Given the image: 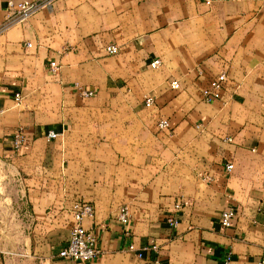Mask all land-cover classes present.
Masks as SVG:
<instances>
[{
  "label": "crops",
  "instance_id": "1",
  "mask_svg": "<svg viewBox=\"0 0 264 264\" xmlns=\"http://www.w3.org/2000/svg\"><path fill=\"white\" fill-rule=\"evenodd\" d=\"M223 69L222 97L204 100ZM20 124L28 142L15 151ZM76 200L95 205L83 221L102 249L91 262L59 254ZM228 253L230 264L264 256V0H57L0 30V264H225Z\"/></svg>",
  "mask_w": 264,
  "mask_h": 264
},
{
  "label": "built area",
  "instance_id": "2",
  "mask_svg": "<svg viewBox=\"0 0 264 264\" xmlns=\"http://www.w3.org/2000/svg\"><path fill=\"white\" fill-rule=\"evenodd\" d=\"M57 0H19L15 2L14 0L8 1V7L10 16L7 22H5L0 30H5L7 27L14 23H22L27 21L32 15L37 13L39 10L46 7H53ZM210 2V0H207ZM28 46L32 45L31 42L27 43ZM120 46L117 43H111L106 46V51L108 53H118L120 51ZM161 58H155L151 62V66L157 67L161 64ZM49 69L53 73H58L60 69V63L57 60L52 59L49 61ZM228 70L223 69L217 75L211 77L208 84L201 89V95L204 100L211 102L222 97L223 91L228 82ZM171 86L173 88H180L181 82L178 79H173L171 81ZM75 91L83 96L90 97L97 93V89L90 87L81 83L76 82ZM15 99L20 101L22 99V93L16 92ZM154 97L149 95L145 99V104L151 106L154 103ZM157 126L160 131L171 130L172 124L168 117H161L157 121ZM58 133L54 130L48 132V138H54ZM13 149L15 151L21 150V148L28 142V136L26 128L24 125L20 124L17 126L13 134ZM229 139H231L229 137ZM234 167V163L229 162L226 164L225 168L230 171ZM207 178H211L210 176ZM189 201L187 199L178 200L175 203V209L178 211L187 205ZM73 214L75 218V223L72 225L70 230V236L67 243L61 248L59 254L62 257L74 259L81 262H91L99 257L102 253V249L98 245V233L94 228L87 227L84 225L83 221L86 217H93L95 215V205L89 200H76L73 204ZM236 216V210L232 207L226 208L221 213V223L229 227L232 225L233 220ZM119 221L124 226V233L127 237L131 236V222H132V211L129 204L124 203L120 205L117 213ZM168 223L171 226H176L179 223V216L176 213L170 215L167 218ZM156 248V245L153 246ZM127 249L134 251L138 257H143V251L137 249L134 242H130L127 245ZM231 253H228L225 264H230ZM258 264H264V256L261 257Z\"/></svg>",
  "mask_w": 264,
  "mask_h": 264
},
{
  "label": "rangeland",
  "instance_id": "3",
  "mask_svg": "<svg viewBox=\"0 0 264 264\" xmlns=\"http://www.w3.org/2000/svg\"><path fill=\"white\" fill-rule=\"evenodd\" d=\"M66 258V257H64ZM66 259H70V258H66ZM70 260H74V259H70ZM136 264H160V263H156V262H137Z\"/></svg>",
  "mask_w": 264,
  "mask_h": 264
}]
</instances>
